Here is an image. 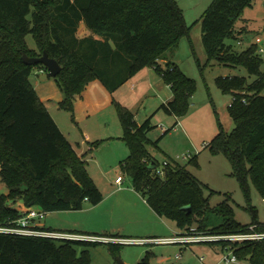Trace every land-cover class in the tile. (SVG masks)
<instances>
[{
    "label": "trees",
    "instance_id": "16d2710c",
    "mask_svg": "<svg viewBox=\"0 0 264 264\" xmlns=\"http://www.w3.org/2000/svg\"><path fill=\"white\" fill-rule=\"evenodd\" d=\"M252 1L213 0L201 17L208 62L243 67L254 77L251 83L244 76L216 78L221 91L233 96L228 111L235 126L226 132L218 122L219 132L206 145L213 155H223L229 161L231 175L252 215L250 224L235 219L228 197L212 209L223 222L209 228L205 212L214 191L209 190L206 197L207 185L178 163H168L165 175H157L160 165L146 148L150 142L147 134L154 128L153 115L138 124L134 113L115 101L122 139L129 151L120 163L122 172L148 206L173 222L182 234L192 233V228L196 234H232L252 224L264 230L250 198L252 183L264 199V61L256 45L238 52L226 43L241 33L235 28L236 20ZM80 22L99 38H78ZM189 30L176 0H0V177L8 188L7 194L0 193V225H11L22 215L19 203L55 212L81 210L85 201L97 205L103 199L85 160L30 82L34 70L46 71L45 67L24 64L22 54L39 57L47 52L60 64L61 71L54 78L63 93L59 107L71 112L75 96L81 95L90 81L98 79L113 93L140 70L154 67L171 88L172 100L160 109L175 117V128L188 112L197 83L173 62L162 60ZM27 35H32L36 50L28 48ZM189 164L198 168L197 157ZM186 206L191 207L190 212L183 209ZM96 243L101 242L0 233V264H91L88 248ZM110 245L114 252L117 244ZM235 253L240 261L264 264V241L247 242L236 247ZM137 264H150L149 255Z\"/></svg>",
    "mask_w": 264,
    "mask_h": 264
},
{
    "label": "rangeland",
    "instance_id": "374dc122",
    "mask_svg": "<svg viewBox=\"0 0 264 264\" xmlns=\"http://www.w3.org/2000/svg\"><path fill=\"white\" fill-rule=\"evenodd\" d=\"M212 1L176 0L183 10L185 22L190 30L176 48L166 52L165 57L167 61L176 64L187 77L197 83V88L190 98L187 114L179 118L180 124L173 128L176 119L160 109L163 99L157 98L152 91L146 89L138 91L139 89L135 87L137 96L128 98L132 108L129 109L136 114V120L140 124L147 115H153L154 128L147 134L150 140L146 146L149 156L161 166L167 162L169 164L178 163L186 167L207 185L208 189L204 191L206 197L210 194L209 190L214 191L209 197L210 209L205 212V223L209 228L223 222V219L212 209L228 197H230L229 204L234 210L235 219L243 225L252 222V215L246 209L247 203L243 192L237 180L231 175L232 168L229 161L223 155H213L205 145L219 132L218 122L226 132H231L235 126L228 111L233 96L221 91L216 84V78L244 76L249 83L254 80V77L250 76L243 67L224 66L216 60L208 62V55L202 42L201 17ZM235 28L242 32L238 33L236 38L226 40V43L232 45L234 50L241 52L251 45H256L257 49H264V0H253L251 6L246 7L236 20ZM26 44L29 49L36 50L32 35H27ZM261 57L264 61V53ZM161 65L164 68L166 66L163 62ZM261 68L264 70V62ZM153 75L163 82L155 70ZM29 79L34 88H37L39 83L53 85L48 90L49 99H44V104L62 133L65 134L66 139L75 146L82 140L81 130L84 131L82 129L84 123L79 125V121L85 119L84 115L89 109L88 106L103 105L102 109L93 110L94 114L88 121L93 136L88 145L93 150H87L85 166L95 185L103 192L104 199L97 205L85 201L81 210L46 212L40 224L55 231L70 232V230L77 229L88 230L87 232H95L98 235L118 236V233H123L129 238H140L125 231H119L121 228H136L133 221L146 219L143 217L146 211L143 204L147 205L143 197L133 189L130 177L121 170V160L128 156L129 151L122 139L123 129L112 93L108 90H104V93L100 87L92 84L94 81L92 80L83 91L87 95L86 100L76 95L74 111L71 112L59 107L63 93L56 85L54 78L42 80L33 72ZM36 92L38 95L41 94L40 89ZM120 104L123 105V103ZM141 104L143 105L140 108ZM145 108H150L151 111L146 113ZM103 119L108 121V125L105 127L101 125L103 127L97 129V123ZM166 129L169 131L163 135ZM100 130L104 132L102 135ZM104 134L114 137L112 139L103 137ZM195 156L199 164L198 168L189 164L190 159ZM118 176L123 178L119 186L115 183ZM114 190L116 191L112 193ZM7 192L8 188L0 177V193ZM250 198L251 204L257 209L258 220L264 223V199L252 183H250ZM165 221L175 230L170 236H177L180 231L175 224L169 220ZM77 249L80 252L83 247L80 246ZM88 250L91 264H119V261L124 264H137L146 255H149L150 264H225L221 261L222 246L213 243L117 244L114 252L109 243H96ZM227 253L224 251L225 255ZM236 264L250 263L238 261Z\"/></svg>",
    "mask_w": 264,
    "mask_h": 264
},
{
    "label": "crops",
    "instance_id": "0c3cea01",
    "mask_svg": "<svg viewBox=\"0 0 264 264\" xmlns=\"http://www.w3.org/2000/svg\"><path fill=\"white\" fill-rule=\"evenodd\" d=\"M76 36L78 38H84V37H88V36H93L94 38H99L98 36H96L95 34H93L92 32H90L86 28V26H85V24L83 22H80L79 23ZM162 61L163 62H166L167 60H162ZM154 70H155L154 67H147V68H144V69L140 70L134 76H132L130 79H128L121 87H119L117 90H115L111 94L112 95V98L115 99L118 103H123V105L125 107H127L128 109L129 108L132 109L131 106H130V103L131 102L128 100V98H133V97L137 96L138 93H137V90L135 89V87H137L139 89L138 91L143 90V89H146L148 91H152L157 98H159L160 100L163 99L162 100L163 101L162 104L168 103L169 101L172 100V97H173L171 88L166 83L164 85V81L162 82L160 79H157L153 75ZM44 72L45 71H43V70H34V74L37 77H40V75H42V73H44ZM155 72H156V70H155ZM42 80H46V79H42ZM92 84H95L96 87H100L104 93H105L104 90H107L104 87V85L99 80H94L92 82ZM51 86H53V85L52 84L47 85V83H39V85L37 86V88L35 87L36 91L38 89H40V91H41L40 93L41 94H39V97H40V99L42 100L43 103H44V99H49L48 90H49V88ZM55 93H57V92L55 91ZM78 97L79 98L81 97L82 99L86 100L87 95H86V93L83 92ZM162 97H164V98H162ZM105 99L106 100L108 99L107 96H106ZM142 105L143 104L140 105V108L142 107ZM88 108L89 109L86 110V113L84 115L85 116L84 117L85 119L82 120V121H79V125L84 123V127H82V129H84V131L81 130V132H82V140H81V143L80 142H77V146H75L74 144L70 143L74 147V149L76 150V152L78 153V155L80 157H82L84 160H87V156L86 155H87L88 151H92L93 150L91 148V146L88 145V143H90V141H91V138L93 137L92 136V131L89 129L90 126L88 125L89 118H91V116L94 114L93 110L96 111V110H98L100 108L102 109L103 108V105L101 104L98 107H96V106L89 107L88 106ZM140 108H138V109H140ZM145 111H146V113H149L151 111V109L150 108H145ZM134 115H135V120H136L137 119L136 118V114L134 113ZM149 116H151V115H149ZM149 116L147 115L146 118H148ZM136 122L138 124H140L137 120H136ZM179 124H180V121H179ZM101 125H104V127L107 126L108 125V121L106 119H103L101 122H98L97 123L96 128L97 129H101V127H103ZM102 133H104V132L101 131V135H102ZM64 136H65V134H64ZM103 137H110L112 139L114 136H107L106 134H104ZM99 190H101V189L99 188ZM115 191L116 190L112 191V193H114ZM132 192H134V191H132ZM7 193H5V194H7ZM101 193H102V196H103V199H104V194H103L102 191H101ZM146 205L147 206H145L143 204V206L146 208V211L143 214V217H145L148 220L142 218V219L133 221L132 223H134L136 225V228H132V229H131V227L125 228V229L121 228V229H119V231H125L126 233H130L132 235H136L135 237H140V238H143V237H145V238H151V237H158V238L159 237H161V238L173 237V236H170V234H172L175 231L173 229L172 225H169L168 223H166L165 219H163L162 217H160L159 215H157L148 206L147 203H146ZM24 207L25 206L22 203H19L18 204V208L20 210H23ZM260 222H262V221H260ZM44 227L47 228L46 226H44ZM74 227L79 228V226H76V225H74ZM47 229H50V228H47ZM84 229H87V228H84ZM70 231H74V232H78V233H95V232H87L88 230H77V229H73V230H70ZM118 234H119L118 236L128 237L129 238V236H126L123 233H118ZM127 235H129V234H127Z\"/></svg>",
    "mask_w": 264,
    "mask_h": 264
},
{
    "label": "built area",
    "instance_id": "2783aa9c",
    "mask_svg": "<svg viewBox=\"0 0 264 264\" xmlns=\"http://www.w3.org/2000/svg\"><path fill=\"white\" fill-rule=\"evenodd\" d=\"M257 52L261 55L264 53L263 48L257 49ZM264 94V93H263ZM206 146V145H205ZM189 157V156H188ZM167 162L159 166L156 170L157 175L163 177L165 175L164 168L167 166ZM123 178L118 176L116 183L121 185ZM22 215L11 225H0V233L14 234L20 236L50 238V239H66V240H83L91 242H101L109 244H148V243H222L221 261L225 264H236L240 261L235 253V248L239 247L247 242H261L264 241V230L260 229L258 224H252L247 227L243 232L232 234H196L195 228L191 229L192 233L182 234L177 236L161 238H120V237H106L96 235H86L82 233H71L63 231H55L47 229L40 224L46 216V211L36 207H24L21 210ZM227 251V255L224 254Z\"/></svg>",
    "mask_w": 264,
    "mask_h": 264
},
{
    "label": "water",
    "instance_id": "95a60500",
    "mask_svg": "<svg viewBox=\"0 0 264 264\" xmlns=\"http://www.w3.org/2000/svg\"><path fill=\"white\" fill-rule=\"evenodd\" d=\"M22 60L26 65H34V64H42L46 71L40 75L41 79H49L55 78L57 74L61 71L60 64L55 60L48 56L47 52H43V54L39 57H31L26 53L22 54ZM187 212L191 211L190 206H186L183 208ZM119 264H124L122 261H119Z\"/></svg>",
    "mask_w": 264,
    "mask_h": 264
}]
</instances>
